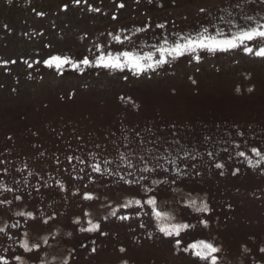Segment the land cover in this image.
<instances>
[{
  "label": "rangeland",
  "instance_id": "rangeland-1",
  "mask_svg": "<svg viewBox=\"0 0 264 264\" xmlns=\"http://www.w3.org/2000/svg\"><path fill=\"white\" fill-rule=\"evenodd\" d=\"M262 17L261 0H0V256L8 264H205L183 249L219 236L218 264H264V163L249 166L259 158L246 148L264 138V60L200 51L199 62L185 54L140 76L94 66L101 54L158 57L157 48L180 37L228 35L232 24ZM51 56L77 68H49L43 61ZM85 57L93 66L79 63ZM205 136L234 140L247 160L230 144L212 149ZM208 149L218 155L209 158ZM157 155L167 173L139 171L153 168ZM141 176L147 187L169 181L159 186L161 206L171 223L192 225L179 248L144 214L149 209L122 207L140 198L139 185L124 180ZM24 186L31 199L19 196ZM190 200L210 211L185 207ZM89 221L99 229L81 232ZM25 241L39 250L26 252Z\"/></svg>",
  "mask_w": 264,
  "mask_h": 264
},
{
  "label": "snow or ice",
  "instance_id": "snow-or-ice-1",
  "mask_svg": "<svg viewBox=\"0 0 264 264\" xmlns=\"http://www.w3.org/2000/svg\"><path fill=\"white\" fill-rule=\"evenodd\" d=\"M12 0H9V3H11ZM74 3L79 4L80 0H74ZM261 3H264V0H261ZM237 7L240 5L237 4ZM120 7L122 8L123 5L121 4ZM39 15V13H38ZM115 19V17H113ZM223 19V18H222ZM247 20H251V17H246ZM261 20H264V17L261 18ZM232 27L235 28V31H232L230 34L225 35L223 31H217L215 35L207 34L208 30L205 29L204 32L197 34L195 37H180L179 40L174 42L170 46H162L156 49L158 53V57H154L152 53H146L144 55H138L134 52L129 51H123L120 52L118 55L113 56L111 53L108 54H101L98 55L95 58V65L96 67L108 69L111 71H124L127 69L133 76H140L141 74H144L148 71H155L156 69L160 68L161 66L169 63V58L171 60H177L184 56L185 54L190 55L193 59H195L197 62L200 60L199 55H194L197 52L205 51L209 54H216V53H229V52H235V51H242L244 55L246 56H252L255 58H259L261 60H264V23L261 22H254V26L249 25L247 27H240L236 24H232ZM139 31V29L137 30ZM116 42L120 43V37L115 36L113 37ZM127 39V37L125 38ZM182 41V42H181ZM165 45H167V41L165 40ZM43 63L49 67H55V69L59 72L64 65H71L73 69L77 68V63L70 60L67 57H60V56H51L49 59L43 61ZM79 63H82L85 66H93L92 61H90L87 57L83 58ZM29 67H31V64H29ZM239 91V89H237ZM251 91V89H249ZM238 135H242V133H238ZM205 143H212V149L216 148L217 144H230L233 149H237L235 152L236 156L242 157L245 160H247V157L245 155V151L239 150L241 148V145L239 143H236L234 140H223V141H210V138L208 136H205L204 138ZM212 149L206 150V155L209 158H212L214 156H217L218 153ZM147 151L152 152V149H147ZM222 152H229V147H222L220 149ZM249 151L256 157L259 158V160L256 162V165L253 164L251 160H248L249 166H257L261 163H264V152L261 150H258L256 147H251ZM185 157H187V153H185ZM142 160L144 159L143 156L140 157ZM156 160V164L153 168L149 167H143L139 169L142 173H150L154 172L157 169L167 173L169 170L164 167L162 163H160L161 160H164L165 157L162 155H157L153 157ZM195 159V157H192ZM69 162H71L72 158L69 157ZM121 159H124V156L121 155ZM177 159H180L179 157ZM169 163H171L173 166L176 165V159H169ZM83 163V161H81ZM94 171L100 172V168L93 164L91 165ZM127 167L129 169H132L134 165L129 162ZM214 167L217 169H222L224 165L222 163L216 162L214 163ZM239 170L237 169L232 174L236 175V173ZM179 174V170L177 169V172L175 175ZM223 174V173H221ZM129 175H132L131 172H129ZM123 180L124 178L121 177ZM148 179V177L141 176L139 179L135 180H124V183L128 185H139L137 192L140 194L139 199H135L134 201H126L122 207L128 208L132 204H135L136 209L139 211L142 208H147L150 211H145L144 214L147 216H150L154 218L158 224V231L163 234L166 238H175V246L177 248L180 247L181 244V234L182 232H186L190 227H192L189 223H171L170 221L174 219L173 216H171L165 208L161 206V201L158 199L159 197V186L162 184H168L167 179H153L152 185L155 187H147L145 184L141 183V181ZM172 183H175V179H172ZM8 191H11V189H7ZM175 191V189H173ZM149 193H153L152 195H149ZM91 195L85 193L84 199H91ZM17 200L20 199V197H16ZM185 207H190L194 212L197 213H208L210 211L208 205L206 203H201L199 206H197L195 200H190ZM18 216H23L25 213L18 212L16 213ZM31 216V214H28ZM85 215H88V213H85ZM111 215L116 216V211H113ZM121 220H128L130 217L120 215L118 217ZM202 224H207L206 221L201 220ZM47 223V221H45ZM75 223L79 224L80 221L76 220ZM91 227L88 228H80L81 232H87L91 233L94 231H97L99 229V224H92L91 221L88 222ZM6 227V226H5ZM5 227H0V233H5ZM141 227H144L143 224H141ZM102 235L104 233H101ZM10 238V237H9ZM47 243V240L44 241ZM94 243V241H93ZM82 247H85L86 245H81ZM21 247L26 251H33V250H39V244L33 243L31 247H29V244L27 241L21 244ZM185 252H188L191 250V254L199 261L205 262V264H218V253L220 249L215 247L212 243H208L205 241H199L196 244L188 245L187 248L183 249ZM93 252H95V248L92 249ZM120 251H124V249H120ZM261 253H264V248L260 249ZM16 260H20L21 258L19 256L15 257ZM0 264H8V260L0 256ZM62 264H68L67 259H65Z\"/></svg>",
  "mask_w": 264,
  "mask_h": 264
},
{
  "label": "trees",
  "instance_id": "trees-1",
  "mask_svg": "<svg viewBox=\"0 0 264 264\" xmlns=\"http://www.w3.org/2000/svg\"><path fill=\"white\" fill-rule=\"evenodd\" d=\"M258 132V131H257ZM264 132V131H263ZM260 133H262V132H258V134H256L255 136H259V134ZM260 141L259 142H257V143H255V144H253V145H251V146H247L246 148H248V149H250L251 147H256L258 150H261L262 152H264V143H262V139H264L262 136H260L259 138H258ZM245 151H246V149H245ZM247 154V153H246ZM248 155V154H247ZM250 158L252 157V155H248ZM2 160V157H0V161ZM198 189H200V188H198ZM23 190H25V191H22L21 193H20V195L19 196H23V198H30L31 199V192H29V189L26 187V186H24L23 187ZM191 191H196V189L195 190H191ZM209 195V194H208ZM20 197V198H21ZM209 199H210V195H209ZM63 207V206H62ZM66 210V209H65ZM124 214V213H123ZM258 220V219H257ZM259 221V220H258ZM258 221H257V223L256 224H259L258 223ZM250 226H255V224H253V223H251V224H249ZM245 227H248V225H246ZM245 227H241L240 229H242V228H245ZM257 227H258V225H257ZM220 237L219 236H217L216 238H208V240H211L212 241V244L215 246V244H217V240L219 239ZM80 243V242H79ZM82 244V243H81ZM81 244H79V246H73L75 249H81V247H80V245ZM77 249V250H78ZM85 250H87L88 251V248L86 247V249ZM78 253H79V251H78Z\"/></svg>",
  "mask_w": 264,
  "mask_h": 264
}]
</instances>
